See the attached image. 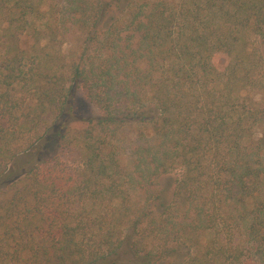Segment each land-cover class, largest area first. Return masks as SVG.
I'll return each instance as SVG.
<instances>
[{
  "label": "trees",
  "instance_id": "1",
  "mask_svg": "<svg viewBox=\"0 0 264 264\" xmlns=\"http://www.w3.org/2000/svg\"><path fill=\"white\" fill-rule=\"evenodd\" d=\"M263 45L264 0H0V264H264Z\"/></svg>",
  "mask_w": 264,
  "mask_h": 264
},
{
  "label": "rangeland",
  "instance_id": "2",
  "mask_svg": "<svg viewBox=\"0 0 264 264\" xmlns=\"http://www.w3.org/2000/svg\"><path fill=\"white\" fill-rule=\"evenodd\" d=\"M70 26V25H69ZM68 25L65 27L66 33L64 40V46L63 50L64 53L66 54L67 51H77L78 48V39L80 36L78 33H76V29L73 27H69ZM262 52L264 53V45L261 47ZM219 63H222V58ZM70 107V114L68 116V125L70 128H73L77 131L82 130L86 124V121L88 119H97L101 116V112L99 109H97L94 105L89 103L83 96V92L79 88H73L72 90V100L69 103ZM134 129H124L121 133L122 139L121 141L117 142L115 144L117 148V154H118V159L121 160L122 165H126L128 169L131 168V159L133 157V152H134V144L138 145V141L135 139L134 135ZM59 155L61 156V151L56 149L55 147V141L50 140L45 149L36 157L28 159L24 158L17 162L12 164L17 165L16 170L19 172H26L32 162L34 160H43V159H49L52 158L53 156ZM67 157H64L62 155V161L66 163L67 161L65 160ZM66 161V162H65ZM178 172H172L169 175L165 176L164 178L161 179V189L165 190L166 198H169V195L172 193L173 190V184L174 180L177 177Z\"/></svg>",
  "mask_w": 264,
  "mask_h": 264
}]
</instances>
